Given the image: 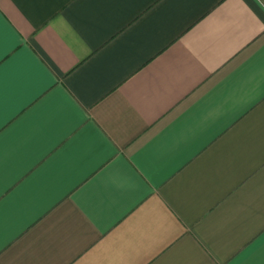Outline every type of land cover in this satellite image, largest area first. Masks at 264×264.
<instances>
[{
  "label": "crops",
  "instance_id": "obj_1",
  "mask_svg": "<svg viewBox=\"0 0 264 264\" xmlns=\"http://www.w3.org/2000/svg\"><path fill=\"white\" fill-rule=\"evenodd\" d=\"M0 264H264V0H0Z\"/></svg>",
  "mask_w": 264,
  "mask_h": 264
},
{
  "label": "snow or ice",
  "instance_id": "obj_2",
  "mask_svg": "<svg viewBox=\"0 0 264 264\" xmlns=\"http://www.w3.org/2000/svg\"><path fill=\"white\" fill-rule=\"evenodd\" d=\"M0 59H2V57H0Z\"/></svg>",
  "mask_w": 264,
  "mask_h": 264
}]
</instances>
